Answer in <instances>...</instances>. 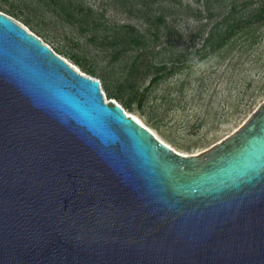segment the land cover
<instances>
[{
	"label": "water",
	"instance_id": "water-1",
	"mask_svg": "<svg viewBox=\"0 0 264 264\" xmlns=\"http://www.w3.org/2000/svg\"><path fill=\"white\" fill-rule=\"evenodd\" d=\"M0 264H264V101L179 153L0 11Z\"/></svg>",
	"mask_w": 264,
	"mask_h": 264
},
{
	"label": "rangeland",
	"instance_id": "rangeland-1",
	"mask_svg": "<svg viewBox=\"0 0 264 264\" xmlns=\"http://www.w3.org/2000/svg\"><path fill=\"white\" fill-rule=\"evenodd\" d=\"M177 1L154 4L147 14L150 10L135 5L137 0H62L61 5L67 7L64 9L75 11L79 18L92 9L93 23L88 30L81 28L82 22L66 20L60 5L54 8L49 0H0V11L24 24L83 73L90 75L71 55L96 68V76H90L100 79L105 98L115 99L109 98L106 83L113 92L122 89L123 98L115 100L128 114L139 118L179 153L193 154L235 131L264 101V27L258 42L251 46L235 37L238 40L229 46L204 56L202 45L209 29L229 12L233 1L242 0H212V11L206 9L205 0ZM9 10L19 17L5 12ZM163 13L167 27L162 25L161 37L145 62L155 56L168 66L176 57L179 61L174 71L152 83L153 72L146 67L135 74L128 72L141 50L129 48L112 61L113 49L105 42L123 25L146 32L150 18ZM25 19L30 20L34 31L23 22ZM106 68L111 71L104 72ZM126 100L132 101V109L124 106Z\"/></svg>",
	"mask_w": 264,
	"mask_h": 264
},
{
	"label": "trees",
	"instance_id": "trees-1",
	"mask_svg": "<svg viewBox=\"0 0 264 264\" xmlns=\"http://www.w3.org/2000/svg\"><path fill=\"white\" fill-rule=\"evenodd\" d=\"M49 1L52 5H54V8H57V6L60 5L59 9H61V11H65L64 17H66L65 19L69 22H82L83 24L80 26L81 28H83V30H88L89 25L93 23L90 20V17L92 15L91 8H89L88 12L84 14L85 17L79 18L75 11L64 9L67 7L61 5L62 0ZM137 1L138 2H134L135 5L142 4L146 9H149L157 3L170 4L171 2H178L177 0H140L141 2H139V0ZM216 1H219V3L221 2V0ZM215 4L217 5V3ZM204 5L209 11H212L211 7H214V3L212 0H205ZM151 11L152 10H150L149 12L147 11L146 13L150 14ZM5 12L17 18L19 17V14L12 12L11 10ZM213 15L214 14L211 13L210 18ZM23 22L34 31V26L31 25L30 20L25 19L23 20ZM162 25L164 27H167L164 13L158 16L156 19L150 18L149 28L144 33L138 31L134 26H131L130 24L119 26L112 38L105 42L106 45L113 49L112 61H116L120 57V55H122V53L131 48L132 50L137 49L141 51H139L132 60L131 69L128 71L131 72L130 74L141 72L140 68L146 67L148 68V72H153L154 76L152 77V83H156L157 81L164 78L169 71H174V67H176L175 65L177 61H179L178 57L172 60V66H168L166 63L159 62L156 59V56L151 60L149 59L147 62H145L146 58H150L149 55L153 53L157 45V41L161 37ZM263 27L264 0H242L241 3L233 1L229 12L225 16H223L221 20L216 22L207 32V36L204 38V42L202 45L205 51L204 56H207L208 54H214L218 50H221V48L229 46L238 39L243 40L244 45L251 46L258 42ZM149 34H151V37L148 36ZM235 37H237L238 39H234ZM106 39H108V37L104 40ZM150 49L152 51H150ZM70 58L74 59L75 64L83 68L85 72L92 76H96L98 70L91 66L87 67L86 65H84L81 62L79 56L73 54L70 56ZM110 71L111 70H108V68L104 70V72ZM105 79L107 80V77ZM105 88L109 93V98H123L122 89L113 92L108 83L105 84ZM138 96L139 99H142L139 93ZM124 103V106L126 108L132 109L131 100H126L124 101Z\"/></svg>",
	"mask_w": 264,
	"mask_h": 264
},
{
	"label": "bare ground",
	"instance_id": "bare-ground-1",
	"mask_svg": "<svg viewBox=\"0 0 264 264\" xmlns=\"http://www.w3.org/2000/svg\"><path fill=\"white\" fill-rule=\"evenodd\" d=\"M131 115V114H130ZM131 116H133L134 118H136L141 124H143V122L139 119V118H137L136 116H134V115H131ZM144 125V124H143ZM145 126V125H144ZM145 127H147V126H145ZM148 128V127H147ZM149 129V128H148ZM149 130H151V129H149ZM152 131V130H151ZM153 132V131H152ZM154 133V132H153ZM155 134V133H154ZM162 141V140H161ZM165 143V142H164ZM166 144V143H165ZM169 146V145H168Z\"/></svg>",
	"mask_w": 264,
	"mask_h": 264
},
{
	"label": "built area",
	"instance_id": "built-area-1",
	"mask_svg": "<svg viewBox=\"0 0 264 264\" xmlns=\"http://www.w3.org/2000/svg\"><path fill=\"white\" fill-rule=\"evenodd\" d=\"M64 58V57H63ZM67 60V59H66ZM83 74H85V73H83ZM92 77V76H91ZM94 78H96V77H94ZM106 100H109V99H107L106 98ZM110 100H114V101H116L117 102V100H115V99H110ZM118 103V102H117ZM119 104V103H118ZM119 105H121V104H119ZM128 114V113H127ZM128 115H130V114H128Z\"/></svg>",
	"mask_w": 264,
	"mask_h": 264
}]
</instances>
